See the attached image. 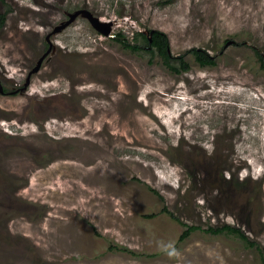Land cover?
Instances as JSON below:
<instances>
[{"label": "rangeland", "instance_id": "1", "mask_svg": "<svg viewBox=\"0 0 264 264\" xmlns=\"http://www.w3.org/2000/svg\"><path fill=\"white\" fill-rule=\"evenodd\" d=\"M83 10L110 35L81 16L59 31ZM5 12L0 264H263L238 235L208 229L241 228L264 253V64L253 50L264 51V0L0 1ZM155 30L189 72L118 41ZM193 48L217 65L201 67ZM185 223L200 229L180 242Z\"/></svg>", "mask_w": 264, "mask_h": 264}, {"label": "trees", "instance_id": "2", "mask_svg": "<svg viewBox=\"0 0 264 264\" xmlns=\"http://www.w3.org/2000/svg\"><path fill=\"white\" fill-rule=\"evenodd\" d=\"M0 1L3 2L4 0H0ZM7 16L8 15L6 12L0 13V30L4 27L8 18ZM134 40H136V43L133 44L132 42L128 41L127 38L125 37H123L121 40L118 39V41L122 43L123 48H125L126 50H130L134 53H140L144 51L151 54L152 57H156V56L160 57L166 68L174 74H183L191 70L190 63L186 60L184 55L175 56L172 54L171 42L169 36L166 33L155 30L152 31L150 35H147L143 31H138V33L134 35ZM253 50L257 55L258 59L260 60V62L264 64V51L259 49L258 47H253ZM188 53L194 57L195 61L201 67H214L217 65V59H218L217 55H212L206 49L193 48ZM163 212L168 213L177 221L181 222V220L177 218L176 215L173 212H170L167 208L163 209ZM184 226L186 227V230L180 237V242L185 241L188 237L191 236L192 233L200 229L197 226L189 225L186 223L184 224ZM208 232L214 234L227 233V234L238 235L247 243L249 247L256 248L259 251L261 261L264 264V253L262 251V248L260 247L259 244L252 241L247 236V234L243 232L241 228L232 225H224L219 228H210L208 229ZM121 250H126V249H121Z\"/></svg>", "mask_w": 264, "mask_h": 264}, {"label": "water", "instance_id": "3", "mask_svg": "<svg viewBox=\"0 0 264 264\" xmlns=\"http://www.w3.org/2000/svg\"><path fill=\"white\" fill-rule=\"evenodd\" d=\"M85 17L87 18L92 25L101 33L104 34L106 36L110 35V28H111V24H107V23H103L100 21L99 18L95 17L92 13L88 12V11H77L76 13L71 15V19L65 23L64 25H62V27L59 28V31L62 30L63 28L67 27L68 25H70L71 23H73L75 21L76 18L78 17ZM147 35H150L152 33L151 32H145ZM151 38V37H150ZM43 59L39 62L38 67L32 72V73H37V71L39 70L41 64H42ZM32 73L29 75V81L27 82L26 86L29 84L30 80H31V75Z\"/></svg>", "mask_w": 264, "mask_h": 264}, {"label": "bare ground", "instance_id": "4", "mask_svg": "<svg viewBox=\"0 0 264 264\" xmlns=\"http://www.w3.org/2000/svg\"><path fill=\"white\" fill-rule=\"evenodd\" d=\"M236 24H237V23H236ZM221 25H222V24H221ZM230 26H231V25H230ZM233 27H234V26H233ZM222 28H223V27H222ZM224 28H225V27H224ZM225 29H226V28H225ZM79 30H80V29H79ZM79 30H78V31H79ZM85 35H86V34H85ZM222 78H223V76H222ZM236 78H237V77H236ZM244 81H245V80H244ZM243 85H244V84H243ZM95 92H96V91H95ZM224 94H225V93H224ZM142 100H143V99H142ZM192 100H193V99H192ZM145 102H146V101H145ZM181 104H182V103H181ZM183 104H184V103H183ZM152 106H153V105H152ZM155 107H156V106H155ZM152 108H153V107H152ZM151 113H152V112H151ZM157 113H158V112H157ZM153 115H154V114H153ZM153 115H152V116H153ZM150 116H151V115H150ZM152 118H153V117H152ZM81 125H83V124H81ZM81 125H80V126H81ZM84 126H85V125H84ZM81 127H82V126H81ZM89 128H90V127H89ZM86 129H87V128H86ZM86 129H85V130H86ZM204 129H205V128H204ZM88 130H89V129H88ZM181 130H182V129H181ZM90 131H91V130H90ZM82 132H83V131H82ZM249 133H250V132H249ZM257 134H258V132H257ZM255 135H256V134H255ZM78 137H80V136H78ZM78 137H77V138H78ZM84 138H86V137H84ZM86 139H87V138H86ZM142 140H144V138H143ZM262 140H263V139H262ZM90 141H91V140H90ZM93 142H94V141H93ZM95 142H96V141H95ZM97 145H98V146H102L103 144H101V143H97ZM105 145H106V144H105ZM262 145H263V144H262ZM98 146H97V147H98ZM98 150H99V149H98ZM208 165H209V164H208ZM99 166H100V165H99ZM101 167H102V166H101ZM101 167H100V168H101ZM192 167H193V166H192ZM100 168H98V169H100ZM77 171H78V175H79V177H80V175L83 177V170L80 169V170H77ZM106 172H107V171H105V172L103 173V171H102L103 174L100 175V177H101V178H107V177L109 176V172H107V173H106ZM198 173H199V172H198ZM112 175H113V174H112ZM114 175H115V174H114ZM161 177H162V176H161ZM87 178H88V177H87ZM112 178H113V177H112ZM80 180H81V179H80Z\"/></svg>", "mask_w": 264, "mask_h": 264}, {"label": "clouds", "instance_id": "5", "mask_svg": "<svg viewBox=\"0 0 264 264\" xmlns=\"http://www.w3.org/2000/svg\"><path fill=\"white\" fill-rule=\"evenodd\" d=\"M169 247H172L171 245H169ZM169 255H175V251L173 250L172 252L169 253Z\"/></svg>", "mask_w": 264, "mask_h": 264}]
</instances>
